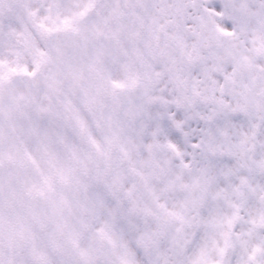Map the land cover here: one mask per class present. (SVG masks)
<instances>
[{
    "label": "snow or ice",
    "instance_id": "1",
    "mask_svg": "<svg viewBox=\"0 0 264 264\" xmlns=\"http://www.w3.org/2000/svg\"><path fill=\"white\" fill-rule=\"evenodd\" d=\"M0 264H264V0H0Z\"/></svg>",
    "mask_w": 264,
    "mask_h": 264
}]
</instances>
